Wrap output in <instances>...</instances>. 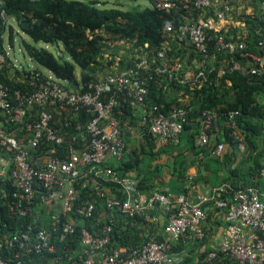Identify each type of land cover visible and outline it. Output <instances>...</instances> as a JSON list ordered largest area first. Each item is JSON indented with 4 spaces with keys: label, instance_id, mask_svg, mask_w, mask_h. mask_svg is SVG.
<instances>
[{
    "label": "built area",
    "instance_id": "obj_1",
    "mask_svg": "<svg viewBox=\"0 0 264 264\" xmlns=\"http://www.w3.org/2000/svg\"><path fill=\"white\" fill-rule=\"evenodd\" d=\"M195 3L201 9L214 6V0ZM155 6L170 9L176 5L173 0H155ZM230 11L226 3L215 17L183 24L178 40L188 41L204 56L209 55L213 41L218 52H240L247 59L246 64L235 61L232 70L264 75V41L259 43L261 51L257 53L245 51L247 44L243 40L209 33L222 30L217 22ZM1 16L9 23L4 10ZM166 29H173L170 22ZM166 55V48L157 53L160 59ZM5 61L6 55L0 51V183L11 186L10 191L3 188L1 193L2 198H8L9 193L14 197L11 212L33 218L34 223L26 231L0 241V264H32L31 258H24L32 252H48L49 264H180L186 253L176 252L177 245L196 248L214 234L213 211L224 222L223 232L209 249L207 245L199 247L207 254L196 263L231 264L221 257L224 255L236 259L234 264H264V191L258 186L234 187L223 182L202 191L189 178L185 191L148 194L137 188L138 178L123 177L110 165L124 160L129 151L126 129L131 128V122L121 117L126 107L140 111L138 124L143 133H150L162 147L181 142L190 112L185 106H176L170 113L158 105L148 106V82L155 72L193 87L207 80L213 68H189L181 61L161 67L142 56L131 66L120 65L118 71L102 77L87 92L68 88L66 81L45 74L35 75L36 88L11 92L1 78ZM162 83L163 79L157 80L159 86ZM54 106L65 111L62 124L55 122ZM237 114L238 111H205L200 123V145L214 146L212 153L223 155L226 144L211 142V132L221 123L244 145ZM84 116L87 119L83 122ZM110 183L119 186L126 197L115 195ZM83 189L92 191L93 197L83 200ZM98 208L110 211L107 217L102 215L105 223L100 231L89 225ZM161 208L169 212L162 238L152 237L135 246L114 242L116 211L144 216L153 222L158 219L155 212ZM42 214L52 226L40 223ZM74 237L75 247L71 242ZM15 243L19 249L12 259H5L2 250Z\"/></svg>",
    "mask_w": 264,
    "mask_h": 264
},
{
    "label": "trees",
    "instance_id": "obj_2",
    "mask_svg": "<svg viewBox=\"0 0 264 264\" xmlns=\"http://www.w3.org/2000/svg\"><path fill=\"white\" fill-rule=\"evenodd\" d=\"M82 3H76L74 0H0V51L6 55L4 49L5 36L8 33L11 43H14L15 29L2 16L1 11H5L9 20H15L20 28L26 33L31 41L22 39V45L32 60L50 71L60 80L69 82L68 88L87 92L93 89V85L101 78L98 76V67L102 64L105 52L108 51L111 43L130 40L134 43V49L140 56L133 53L129 57L119 59L120 65L131 66L139 60V57L145 56L150 61L155 60L152 65H158L160 58L157 53L160 49L166 48L167 54L171 56L177 49L199 54L206 63V67L213 68L202 84L193 87L172 82L162 74L155 72L154 78L148 82L149 96L147 98L148 106L158 105L165 113H170L176 106H185L192 112L204 113L209 110L218 112L238 111L236 116L239 128L244 134V145L247 153L239 160L237 159L238 140L231 135V130L221 123L217 131V138L214 143L223 142L231 147L230 153H225V158L221 163L228 169L229 182L234 187H244L247 185L258 186L264 191V75H245L238 70H232L235 61L246 64V58L242 57L240 52L221 53L218 52L210 42L209 55L204 56L197 52L188 41L180 42L178 40L179 28L183 24L192 23L201 17H215L216 8L206 7L197 8L196 0H173L175 7L170 9H159L155 6V0H147L149 5L142 4V0H79ZM264 0H260V3ZM127 6V7H126ZM222 8V7H221ZM249 21L253 24V29L244 38L233 37V39L246 42L245 51L260 52L259 43L264 41V9L259 10L258 19ZM23 21L28 26L22 24ZM170 22L173 29L167 30L166 23ZM213 36L225 34L227 38H232L223 29L221 31L209 30ZM40 42L61 43L71 59L64 55H56L45 47L39 46ZM108 45V46H107ZM167 45L174 50L167 48ZM174 51V52H173ZM179 53V52H178ZM178 57L179 54H176ZM214 61H210L213 60ZM6 62V61H5ZM111 63V61H110ZM4 65V64H3ZM82 69L81 77L77 75L76 67ZM113 70L109 73H112ZM2 81L9 87L11 92L15 90H32L36 88L35 75L44 76L42 71H26L24 81L10 79L1 69ZM158 79H163V85L157 84ZM54 112V111H53ZM137 113H139L137 115ZM138 109L124 108L122 120L129 119L134 122L140 116ZM0 121L3 116L0 113ZM55 115V122L57 116ZM84 116L82 121H86ZM64 122V121H63ZM194 129L190 123L185 124V131ZM69 133L72 129L67 128ZM200 124L197 127L199 133ZM145 139L149 146L154 144V139L150 133L145 134ZM182 140V138H181ZM181 143V142H180ZM179 143V144H180ZM214 147V146H213ZM212 147V148H213ZM203 152V151H202ZM148 153L146 147L141 152L136 150L130 152L124 160L111 162L110 165L119 175L131 178H139L140 166L145 161ZM141 154L144 156H141ZM224 155V154H223ZM222 156V155H221ZM220 156V157H221ZM216 156L217 159H220ZM221 160V159H220ZM133 172L137 175L134 177ZM156 171L150 170L145 176L139 179L138 189L145 193L154 192L157 178ZM119 198L126 196L119 186L110 183L108 185ZM3 188L10 191L11 186L0 183V241L11 235L26 231L34 223V219L27 216H18L10 211V205L14 197L9 193L8 198H2L1 190ZM82 199L86 200L93 197L92 191L82 190ZM110 211L98 208L89 225L93 230L101 229L104 217L109 215ZM169 213V212H168ZM104 217H103V216ZM116 223L112 236L117 244H126L135 246L138 241L152 230L149 219L144 216H131L115 212ZM152 215H154L152 213ZM40 223L43 226H52L50 219L42 214ZM162 231L151 236L162 238ZM150 237V238H149ZM76 237L71 241L75 247ZM208 238L203 240L198 247L207 245ZM197 247V248H198ZM210 247L207 245L206 247ZM19 249L18 243L12 247H6L2 250L5 259L10 260ZM62 248L59 247V251ZM185 250V244L180 243L175 251L182 253ZM198 254V259L206 256V252ZM51 255L48 252H32L24 256L31 258L32 264H49L48 258ZM225 261L236 263V259L226 257ZM194 255H185L180 264H199L194 260ZM194 262H193V261Z\"/></svg>",
    "mask_w": 264,
    "mask_h": 264
},
{
    "label": "crops",
    "instance_id": "obj_3",
    "mask_svg": "<svg viewBox=\"0 0 264 264\" xmlns=\"http://www.w3.org/2000/svg\"><path fill=\"white\" fill-rule=\"evenodd\" d=\"M226 3L231 6V11L227 13L223 20L218 21L217 25L232 38H244L249 33V30L255 28L253 27L252 23H248V20L255 21V17L258 19L259 10H261V8L264 9V1L260 3V0H214V7L216 8V11L221 9V7H223ZM14 48L15 45L14 43H11V40L10 46L8 48L4 43V49L7 54V60L3 65L4 73L10 79L24 81V76H26L25 74L28 70L25 69L26 67L23 64L20 66L17 64L19 60L18 58H12L9 50H14ZM167 48L174 50L170 45H167ZM176 54H179V56L176 57ZM28 60L32 63V68H36L34 70L38 69L41 71L39 69L41 67L36 65L29 55ZM175 61L183 62L185 66L189 68H197L206 63L204 60H202L199 54L192 52V50L188 48V51H180V49H177L174 54H171V56L167 54L164 58L160 59L159 65L161 67H165ZM210 61L213 62L214 59ZM20 68L23 69L21 70ZM115 71L113 70V72ZM42 73L47 76H51L46 72L42 71ZM65 83L66 85H69V82ZM53 111L57 116V123L62 124L64 121L65 111L61 110L58 106H54ZM138 114L139 113H137V115ZM202 118V113L192 112V114L189 115L188 123H190L194 129L184 131L180 144L166 147H162L155 139L154 144L149 146L147 140L145 139V133H143L141 127L138 124L139 117L135 119L134 122L131 121V128L126 129V141L129 150L126 157H128L130 152L133 150H136L137 153L141 152L144 147H146L148 150V153L144 155L145 161L140 166V175L138 179L143 178L150 170H157V178L154 182L156 186L154 187L153 191L162 192L185 191L188 189L189 178H192V183L202 191L210 190L213 187L226 182L229 177V171L221 163V161L225 158V153H230L231 147L229 144L225 145L226 148L223 153L224 155L220 157L221 160L217 159L216 155L212 153V147H202L199 143V133L197 132V127L201 123ZM219 129L220 126L216 127L211 132L212 144H214L216 141L217 131ZM236 153L237 159L241 160L247 153L246 146L238 143ZM141 156L143 155L141 154ZM114 163L117 165V162ZM136 175L137 173L133 172V176L135 177ZM155 213L158 216V219L150 222L153 229L148 230L147 234L138 241V244L145 241L148 236L159 233V231L161 232L165 226L168 220V210L161 208ZM211 216L214 220L215 228L214 234L208 239L207 242L209 247L218 237L222 235L224 228V222L222 219L216 217L214 211L211 213ZM194 249H196L195 253H200L201 251L199 247L197 249V247L193 248L188 246L185 247V250L182 252L186 253V255H194L193 259L196 260L198 259V254L192 253V250ZM179 254L182 255L181 253Z\"/></svg>",
    "mask_w": 264,
    "mask_h": 264
},
{
    "label": "rangeland",
    "instance_id": "obj_4",
    "mask_svg": "<svg viewBox=\"0 0 264 264\" xmlns=\"http://www.w3.org/2000/svg\"><path fill=\"white\" fill-rule=\"evenodd\" d=\"M112 2H118L119 0H111ZM142 4L145 5H149V2L147 0H142L141 1ZM127 7V6H126ZM9 23L14 27L15 29V41H14V45L15 48L10 49V53L13 59L18 58V62L17 64L20 66L21 64H23L27 69V70H34L36 68H32V63L28 60V55L22 45V39H27L29 41H31L30 37L23 32V30L20 28L19 24L13 20L10 19ZM5 45L7 46V48L10 46V36L7 33L5 36ZM39 46L45 47L48 50H50L51 52H53L56 55H64L66 58L71 59V57L68 55V53H66L63 45L61 43L57 44V43H45V42H40L38 44ZM108 46V45H107ZM133 53H136L137 56H140L137 53V50L134 49V43L132 41H128V40H122V41H118V42H114L111 43V45L109 46L108 51L105 52V57L102 60V64L97 68L98 69V76L100 78L104 77L106 74H108V72H110L111 70H118L120 68H118L120 66V62L119 59L120 58H124V57H129L131 56ZM111 61V63H110ZM36 64V63H35ZM38 65V64H36ZM41 71L46 72L47 74L55 77V75L53 74L52 71H50L49 69L38 65ZM34 67V65H33ZM21 70L23 68H20ZM76 71H77V75L80 78L81 77V73H82V69L80 68L79 65H77L76 67Z\"/></svg>",
    "mask_w": 264,
    "mask_h": 264
},
{
    "label": "water",
    "instance_id": "obj_5",
    "mask_svg": "<svg viewBox=\"0 0 264 264\" xmlns=\"http://www.w3.org/2000/svg\"><path fill=\"white\" fill-rule=\"evenodd\" d=\"M74 2L79 3V4L82 3V2L79 1V0H74ZM22 24H23L24 26H28V23H27L26 21H23Z\"/></svg>",
    "mask_w": 264,
    "mask_h": 264
}]
</instances>
